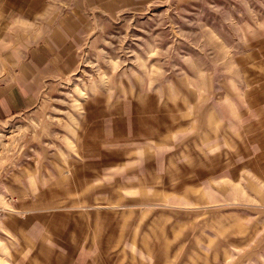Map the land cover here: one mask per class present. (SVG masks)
I'll use <instances>...</instances> for the list:
<instances>
[{
    "label": "rangeland",
    "instance_id": "rangeland-1",
    "mask_svg": "<svg viewBox=\"0 0 264 264\" xmlns=\"http://www.w3.org/2000/svg\"><path fill=\"white\" fill-rule=\"evenodd\" d=\"M50 1L83 8L78 66L0 124V171L22 177L19 197L64 202L8 193L0 264H264V0ZM107 102L152 130L95 140L116 155L93 158L110 160L97 187L35 188L57 149L69 175L91 160L83 114Z\"/></svg>",
    "mask_w": 264,
    "mask_h": 264
},
{
    "label": "crops",
    "instance_id": "crops-1",
    "mask_svg": "<svg viewBox=\"0 0 264 264\" xmlns=\"http://www.w3.org/2000/svg\"><path fill=\"white\" fill-rule=\"evenodd\" d=\"M82 10L83 8L53 7L50 0H0V124L19 120L20 116L27 113L37 112L42 104L41 95L50 81L67 78L75 73L79 62L77 47L81 43V38L78 29L83 24ZM142 107L147 108L141 104L123 102V108L129 110ZM104 109L107 111L89 107L83 114V138L92 146L84 149L81 155L92 157L91 160L82 161L83 165L69 175L67 149H57L59 164H43L38 169H33V172H37L35 176H31L35 188L60 190V194L63 189L66 196L69 181L72 182L73 188L97 187L98 185L89 182L100 179L97 168L103 162L109 165L110 160L101 162L93 158L101 156L115 158L116 155L109 149L95 148L93 146L95 140L103 136L105 139L108 138V142H113L111 147H114L116 133L126 132L125 135L130 133L133 137L135 134L141 135L152 130L149 127V122L152 121L147 117L132 118L131 112L117 116L116 112L111 111L114 110V104L110 102L106 103ZM164 129L162 125L159 130ZM138 152L136 150L131 154L138 159L142 155V152ZM43 182L46 185H43ZM17 183H22L19 173L9 172L2 175L0 171L1 205L8 206L12 203L10 198L7 200L8 193H17L18 196L15 195L18 205H59L64 202L56 199L57 197L52 200L31 202L23 197L24 195L19 197ZM75 203L82 204L83 200ZM16 222L17 216H14V213L7 212L0 217V248L3 247L8 234L15 230ZM25 224L27 228V221Z\"/></svg>",
    "mask_w": 264,
    "mask_h": 264
}]
</instances>
